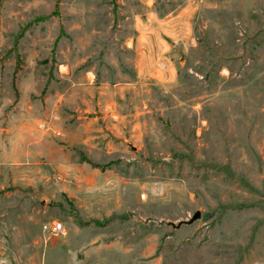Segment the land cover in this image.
Segmentation results:
<instances>
[{
  "label": "rangeland",
  "instance_id": "rangeland-1",
  "mask_svg": "<svg viewBox=\"0 0 264 264\" xmlns=\"http://www.w3.org/2000/svg\"><path fill=\"white\" fill-rule=\"evenodd\" d=\"M0 264H264V0H0Z\"/></svg>",
  "mask_w": 264,
  "mask_h": 264
},
{
  "label": "built area",
  "instance_id": "built-area-1",
  "mask_svg": "<svg viewBox=\"0 0 264 264\" xmlns=\"http://www.w3.org/2000/svg\"><path fill=\"white\" fill-rule=\"evenodd\" d=\"M41 230L44 233H47L48 235L56 236L58 234H62L64 231L63 225L59 221H50L43 223L41 225Z\"/></svg>",
  "mask_w": 264,
  "mask_h": 264
},
{
  "label": "water",
  "instance_id": "water-1",
  "mask_svg": "<svg viewBox=\"0 0 264 264\" xmlns=\"http://www.w3.org/2000/svg\"><path fill=\"white\" fill-rule=\"evenodd\" d=\"M200 216V212L198 210L194 211L189 218L186 220H181L177 222L175 225L170 223L171 226L178 227L180 224H190L193 221L197 220Z\"/></svg>",
  "mask_w": 264,
  "mask_h": 264
}]
</instances>
